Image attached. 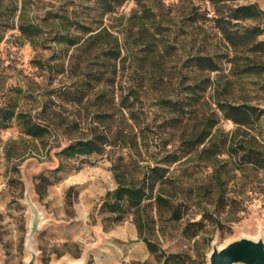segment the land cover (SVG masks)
<instances>
[{
    "label": "rangeland",
    "instance_id": "rangeland-1",
    "mask_svg": "<svg viewBox=\"0 0 264 264\" xmlns=\"http://www.w3.org/2000/svg\"><path fill=\"white\" fill-rule=\"evenodd\" d=\"M232 2L264 12V0ZM21 5L42 30L31 40L18 29ZM96 5L0 0V105L48 130L34 137L15 118L0 126V264H161L143 236L187 264H207L214 242L264 238V169L208 157L207 140L190 147L207 123L217 137L235 129L216 105L228 100L256 106L258 117L240 135L264 148V53L254 56L259 73L233 76L213 22L191 20L193 6L210 10L208 0H121L104 14ZM77 20L107 32L88 38ZM58 33L80 38L67 45ZM110 48L119 49L116 58ZM194 54L212 56L219 68H195ZM174 101L178 111L168 106ZM98 133L106 136L100 152H61ZM156 165L163 182L146 189L141 235L130 212L116 220L102 204L115 172L140 183ZM158 192L180 205L178 219L156 204Z\"/></svg>",
    "mask_w": 264,
    "mask_h": 264
},
{
    "label": "trees",
    "instance_id": "trees-1",
    "mask_svg": "<svg viewBox=\"0 0 264 264\" xmlns=\"http://www.w3.org/2000/svg\"><path fill=\"white\" fill-rule=\"evenodd\" d=\"M96 9L101 14L110 13L114 10L116 5L121 3V0H95ZM211 8L210 10H199L197 6H193L191 20L196 22L199 19L207 18L213 22V26L220 34L224 41L227 52L224 53L225 61L229 64V72L239 77L243 74L259 73L260 64L254 59L257 54L264 53V39L259 36L264 34V12L256 3H238L232 2L235 0H208ZM13 8L12 14L15 13ZM212 11V15L208 16V12ZM28 14L25 7L21 5L17 18L19 20L18 29L20 33L28 39H33L41 34V27L28 19ZM248 21H250L248 23ZM10 24H3L5 28ZM72 25V24H69ZM74 27L83 32H91L88 38H97L107 32L103 27L95 31L86 22L75 21ZM4 29V28H3ZM94 31V32H92ZM2 29L0 28V39L2 37ZM80 36L69 33H58L54 39L59 43H66L73 45L79 41ZM115 43L116 39H115ZM113 58H116L119 49L110 48ZM195 68L199 70H207L208 72L217 70L219 68L218 62L210 55L194 54L189 57ZM188 97H193L194 88L187 87ZM217 108L222 112V118L231 120L235 124V129L232 131L222 130V137L211 135L214 123H207L199 132L197 137L193 139V145L196 147L206 140L208 144L203 148L207 152L208 157H216L222 153L224 156V163L230 161H238L242 166H253L258 169H264V148L257 145L254 136L246 139L240 135V130L243 126L253 122L258 117V109L256 106L247 105L244 103H235L228 100H216ZM168 106L178 111L180 105L177 102L168 103ZM13 118L20 121L24 131L34 137H42L47 133V128L30 118H26L22 113H18L10 105H0V126H5ZM106 142V136L102 133L93 134L87 138H79L70 142L62 148L61 152L66 157L75 155H89L98 153L102 150L103 144ZM189 146H186L187 149ZM226 157V158H225ZM174 160V159H173ZM241 169H243L241 167ZM163 168L160 166H153L149 169L148 175H144L138 183L133 179L127 180L123 174L115 172L117 181L116 187L108 191L103 201L102 207L104 210L114 213L115 219L119 220L122 216L130 212L134 221L137 224L138 230L142 235L145 227L146 218L142 216L143 201L149 196L147 187H152L154 183L163 182ZM223 184V178H222ZM154 199L158 206H166L170 218L178 219L181 216L180 205L175 204L167 196L161 192L154 195ZM194 225H201V221L192 222ZM189 229L186 227L185 231ZM194 233V232H192ZM2 239L0 227V243ZM147 248L161 264H187L182 255L178 252H167L165 249L158 247L148 236H143ZM140 264H148L144 261Z\"/></svg>",
    "mask_w": 264,
    "mask_h": 264
},
{
    "label": "water",
    "instance_id": "water-1",
    "mask_svg": "<svg viewBox=\"0 0 264 264\" xmlns=\"http://www.w3.org/2000/svg\"><path fill=\"white\" fill-rule=\"evenodd\" d=\"M264 264V238L241 236L218 246L212 244L207 264ZM28 264H33L32 259Z\"/></svg>",
    "mask_w": 264,
    "mask_h": 264
},
{
    "label": "bare ground",
    "instance_id": "bare-ground-1",
    "mask_svg": "<svg viewBox=\"0 0 264 264\" xmlns=\"http://www.w3.org/2000/svg\"><path fill=\"white\" fill-rule=\"evenodd\" d=\"M40 218H41V217H40ZM255 237H256V238L258 237L257 234L255 235ZM218 246L220 247V246H222V245H218ZM71 263H72V262H71Z\"/></svg>",
    "mask_w": 264,
    "mask_h": 264
}]
</instances>
